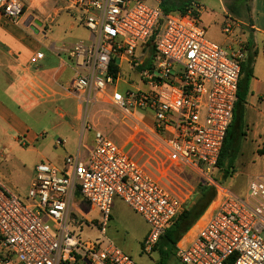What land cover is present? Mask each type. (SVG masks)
Instances as JSON below:
<instances>
[{"label": "built area", "instance_id": "1", "mask_svg": "<svg viewBox=\"0 0 264 264\" xmlns=\"http://www.w3.org/2000/svg\"><path fill=\"white\" fill-rule=\"evenodd\" d=\"M64 1L90 35L67 52L75 68L69 91L122 112L130 132L118 144L96 131L87 162L76 155L61 167L39 163L25 201L0 181V264H135L106 237L114 197L148 225L143 251L150 253L192 194L180 176L185 167L215 198L194 236L177 242L176 256L184 264H264V177L245 197L211 178L233 122L245 42L210 41L197 2L164 15L161 0ZM0 10L20 24L23 0H0ZM233 30V21L224 23L226 38ZM138 48L147 51L140 60ZM123 60L134 78L123 77ZM135 112H149L151 124ZM83 227L97 237L80 239Z\"/></svg>", "mask_w": 264, "mask_h": 264}, {"label": "crops", "instance_id": "2", "mask_svg": "<svg viewBox=\"0 0 264 264\" xmlns=\"http://www.w3.org/2000/svg\"><path fill=\"white\" fill-rule=\"evenodd\" d=\"M216 1L222 8L224 18L227 16L234 23L233 35L225 38L221 45L234 46L237 39L235 36H242L246 46L245 61L246 64L250 63L253 72L244 103L243 117L248 114L255 119L258 117L260 123H264V0ZM23 3L24 13L20 24L10 22L0 10V131L16 145L22 143L34 147L39 140L43 142L47 139L48 131H34L28 119L49 118L51 132L59 145L65 147L67 144H74L75 147L69 150L63 148L62 152L49 158L40 153L41 158H51V161L38 162L34 166V172L39 163L61 167L68 156L79 155L87 162L95 146V132L102 131L108 134V127L103 123L104 117L101 115L103 112L120 111L102 101L92 100L84 103L69 91L75 77V68L67 52L77 41L70 32L82 26L77 13L66 10L64 0H23ZM59 19L64 24L68 23L70 31H64L62 36L57 35L54 27ZM147 49L150 51L149 46ZM35 57L37 61L32 62ZM124 69L132 72L127 62L123 60L120 68L122 74ZM135 113L137 118L151 124L152 117L149 112ZM122 117L128 125L126 141L131 122L125 116ZM33 122L37 123L34 119ZM234 123L232 122L231 126ZM193 175L196 176L195 173ZM0 181L14 192L3 180ZM186 184L193 188L190 181ZM200 185L203 184L198 178L197 188ZM199 195V191L191 194L184 210L190 208ZM212 202L195 225L183 235L184 238L194 236L208 215ZM83 205L84 208H88L87 204Z\"/></svg>", "mask_w": 264, "mask_h": 264}, {"label": "rangeland", "instance_id": "3", "mask_svg": "<svg viewBox=\"0 0 264 264\" xmlns=\"http://www.w3.org/2000/svg\"><path fill=\"white\" fill-rule=\"evenodd\" d=\"M188 1L190 2L191 0ZM192 1L204 7V11L201 14V25L206 31L207 38L221 45L227 36L222 32V26L225 20L227 22L229 19L227 16L224 18L219 3L216 0ZM77 15L79 16V14ZM62 22L59 19L54 25L57 35H61L64 31H69L68 23L65 22L64 24ZM70 34L76 40H87L89 38L87 30L82 26L78 30L70 32ZM235 38H237L235 41L243 40L242 36L239 35L235 36ZM139 49L135 54L138 60L147 52L142 53ZM115 61L119 64L118 58ZM125 75L134 78L136 72L132 73L124 69L123 77ZM126 87L125 84L121 83L119 90L123 92ZM114 114L118 116L116 117ZM101 116L104 117L102 118L103 123L108 127V134L106 135L117 143H124L128 132V125L122 117L124 114L122 112H103ZM33 119L36 120V124L33 122ZM33 119L29 118L28 120L31 122L34 131H48L47 139L43 142L39 140L34 147L22 143L16 145L15 142L0 131V180L9 185L22 201H25L31 182L35 177L34 166L40 161H51V158H41L40 153L49 158L62 152L63 148L69 150L75 147L74 144H67L65 147L59 145L53 132H51L52 125L49 118L44 117L41 119L40 117H36ZM225 143L226 150L223 154L225 165L224 167L217 168L211 174V178L235 195L245 197L248 193L250 182L256 177H264V123H260L258 117L255 119L254 116L251 117L248 114L237 118L234 125L229 129V135ZM128 149H130L129 146L126 147V150ZM225 172L228 173L226 177L224 176ZM180 176L187 182H191L193 188L189 189L192 194L198 192L197 176H194L186 167ZM92 216L96 217L97 215L96 213H92ZM97 219L99 220V217ZM98 220L95 223H99ZM148 230L149 228L145 221L119 197L115 196L106 228V237L110 241L128 255L135 264H158L163 258L166 259L165 264H184L175 254V245L169 242L164 243L163 241H159L152 252H144L143 243ZM75 234L83 240L97 237V233L87 227L76 230ZM178 241H181V239Z\"/></svg>", "mask_w": 264, "mask_h": 264}, {"label": "trees", "instance_id": "4", "mask_svg": "<svg viewBox=\"0 0 264 264\" xmlns=\"http://www.w3.org/2000/svg\"><path fill=\"white\" fill-rule=\"evenodd\" d=\"M188 0H161L160 1V10L162 14H169V13H186L188 9L191 7V3ZM153 41V39H152ZM150 47V51L153 52V44L150 42L148 44ZM111 72L113 74H117L118 68L115 65H112ZM242 76L239 83V90L237 95V102L234 109V120L236 121L237 118L243 116V108L244 103L246 100V96L248 94V88H249V81L251 77L253 76L252 69L250 68V63L246 64V61L242 63L241 66ZM231 127V126H230ZM230 129V128H229ZM229 135V130L227 132L226 138L224 140V144L221 150V154L217 163V168L224 167L223 162V154L226 150V139ZM228 175L227 172H225L224 176L226 177ZM199 191V198L195 201V203L188 209H185L173 222V224L166 230L165 234L160 238L159 241H163L164 243H172L174 245L177 244V241L183 237V235L189 231L195 223L202 217V215L207 210L208 206L212 202L215 191L211 187H207L204 185H200L198 188ZM158 241V243H159ZM157 243V244H158ZM157 246V245H156ZM155 246V247H156ZM155 249V248H154ZM166 259L163 258L159 261L158 264H165Z\"/></svg>", "mask_w": 264, "mask_h": 264}]
</instances>
